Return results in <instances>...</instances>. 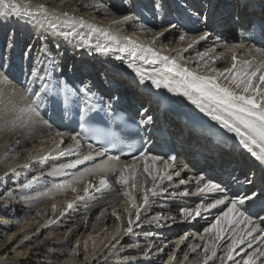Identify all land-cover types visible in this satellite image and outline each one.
<instances>
[{
	"label": "snow or ice",
	"instance_id": "snow-or-ice-1",
	"mask_svg": "<svg viewBox=\"0 0 264 264\" xmlns=\"http://www.w3.org/2000/svg\"><path fill=\"white\" fill-rule=\"evenodd\" d=\"M159 7V5H157ZM0 17L15 18L16 21H24L34 26H38L44 32L55 37L63 38L64 41L74 43L75 47H86L88 51L99 55H112L116 60H122L132 72L139 78V82L144 84L150 81L156 88L167 89L168 92L175 95L184 96L190 103L216 122L228 133H233L238 140L239 145L246 150L260 165L264 166V59L259 63H254L247 58L240 59L236 48L240 46H229L227 44L216 47H224L231 53V66L223 70L215 67L217 60L222 56L212 55L215 48H208L204 52H198L196 63L199 67L205 69V72L194 71L188 63H182L183 57L177 50L176 56L167 54V47H161L157 50L155 47L160 37L165 32L177 28V24H171L169 28L163 31L152 33L151 29H142L146 34H152L151 41H141L131 36L121 35L122 25L126 24L134 17L123 15L118 19L113 18L110 10H105V18L111 20V25L107 28L101 27L96 23L90 22L83 16L70 14L69 12H57L54 7H48L43 4H21L16 0H0ZM197 22L201 23L204 31L192 37L185 34L179 36V40L185 43L187 47L183 51L192 49L196 44L207 41L211 32L208 29V17L206 15L197 16ZM261 39H264V22L260 25ZM14 47V37L10 36L7 48L0 53V84L8 86L10 84L8 70L11 68L10 56L8 50ZM259 55L264 58V48L256 49ZM32 46L29 45L23 53L26 59L31 58ZM142 65L152 67L148 72ZM61 66L55 61L46 48H40L38 55L32 61L30 68L26 72V78L23 83L16 82L18 87H12L0 90V119H3L5 129L13 131L22 130L32 125L41 123L42 110L49 103L59 107L61 103L67 104L70 97H77L79 101L78 115L80 117V131L65 133L56 131L48 137L55 145V150L59 156L70 155L73 151L79 152L82 147V138H89L91 133L98 146L94 147L88 143L89 152L83 155V159L76 160L69 164H62L51 170L49 175L58 176L64 173L67 168L75 167L83 161H88L93 156L104 157L101 164L95 165L93 169L86 170L89 174H99V186L86 184L83 188L84 196L76 195L75 201H82L87 196H91L90 188L96 192H107L110 194H121L124 197L126 207L124 209L127 218L126 226L121 225L117 232L124 235H133L134 226H139L142 222V210L147 211L154 203L153 198L158 196L168 197H187L193 195L208 196L212 195L210 201L201 200L194 207L179 208V217L168 216L158 213L155 216L148 217L149 224H155L157 227H170L172 223L191 222L202 213H208L221 205H226V211L216 216L214 222L204 229V233L211 236L210 241L203 245L205 258L203 264H264V192H247L243 195H227V190L220 183L212 180H206L203 174L189 176L187 179L180 178L183 168L175 169V157L163 159L159 155L150 154L147 151H141L134 157L132 163L122 162L119 156L107 155L108 147L116 146L115 140L105 142L101 136L87 125L93 117L90 113L96 112V105L99 101L91 94V90L85 84L79 89H70L58 78L54 77L55 71ZM223 78L226 83H221ZM113 104L110 98L107 104L101 109L112 114ZM147 110H144L146 114ZM151 116H146L141 123L151 122ZM74 142V146L61 149L65 142V137ZM55 137H60L59 141ZM48 141H41L46 144ZM147 143V141L145 142ZM132 145H127V152L131 153ZM121 148V151H124ZM48 157H41L47 159ZM35 159L29 154V160ZM140 162H143L142 174L145 179L140 180ZM15 172V168L11 169ZM7 175V173H6ZM80 176H74L71 181L62 184L53 185L57 190H70L72 193H78L76 184L83 183ZM109 175L112 179H109ZM179 178L177 182L173 178ZM151 185L148 186V181ZM119 185L117 190L113 187ZM168 183L165 184L164 182ZM190 181H195L196 191H176L179 186L186 185ZM30 183L24 185L29 187ZM241 184H253V180L245 175ZM169 188L173 189L169 191ZM134 192H140L139 197L133 195ZM216 194H220L217 198ZM48 196V193H42ZM92 199H96L95 196ZM257 200L261 201L260 211H254ZM75 201H68L63 211L59 215L63 216L69 209L74 208ZM247 205V207H245ZM85 206L88 204L85 201ZM161 208L165 205L160 204ZM57 206L52 205L53 213H56ZM112 215L118 221H123L124 217L113 210ZM257 216L261 223H256L253 216ZM99 219V217H97ZM164 221V223H161ZM7 223V221H5ZM243 225V227H241ZM47 227V224L44 225ZM151 233L146 232L145 235ZM195 238V237H194ZM200 239H204L201 235ZM25 240L30 237L25 236ZM91 239V237H90ZM115 239V237H114ZM186 239V237L184 238ZM23 243V241H21ZM95 245V242H93ZM117 243L119 241L117 240ZM183 243V240H181ZM166 246V245H165ZM245 246V247H242ZM116 245L113 244L112 248ZM154 244H149L143 251L144 257L152 253ZM179 247V245L177 246ZM197 245H189V248L195 252ZM80 242L77 241L76 247L70 250V254H78ZM223 249L222 255L218 251ZM15 250V249H14ZM83 250L87 252V242H84ZM163 251V249H157ZM239 257V259H237ZM185 255V259H187ZM175 254L169 257L167 264H176Z\"/></svg>",
	"mask_w": 264,
	"mask_h": 264
},
{
	"label": "bare ground",
	"instance_id": "bare-ground-1",
	"mask_svg": "<svg viewBox=\"0 0 264 264\" xmlns=\"http://www.w3.org/2000/svg\"><path fill=\"white\" fill-rule=\"evenodd\" d=\"M186 1L190 4H192L193 2L194 7H196V10H194V12L202 11V9L207 8L208 5V0H184L185 5ZM212 1L213 3H217L214 13L220 12L223 7L226 9L227 6V9L224 12L226 16L223 17L222 20L220 19V22L225 27L216 30L211 24H208L207 30L211 32L209 40L200 42L199 44H196L192 49H189L185 52L183 51V49L187 47V45L181 44L180 40H178L176 46H172V44L170 43H172V41H174L176 37L181 34L192 37L196 36V34H200V32L204 31L205 29L199 24L188 26L182 23L179 25L178 31L165 32L164 36L159 38L155 45L157 50L161 49V47H167L168 51H172L174 50V48H177V50H179L180 52V55L183 57V60L181 61L182 63H188L194 71L205 72L206 70L199 67V65L196 63V61L198 60L197 53L204 52L206 51V49L214 47L215 53H210L209 55H218L223 57L222 59L217 60L215 67L221 70L226 67H230L231 53L228 52L224 47H222L221 49L226 50V53L220 51L221 49L216 47L217 43H215L216 38L214 36L218 35L221 37V40H223V42H221V44L219 45L227 44L229 46H239L235 44V41L237 40L233 36V28L230 27V20H232L231 14H233L235 19L240 21V23L234 24V27L241 28L246 23V21L250 20L251 18L257 16L260 17L264 13V7H262L263 9L258 7L256 12H254L253 15H250L247 13L245 8H243L242 10L238 8L237 4L240 2V0ZM16 2L32 5L43 4L48 7H54L57 12H69L70 14L80 15L86 17L93 23H96L97 25L105 28L111 25V20L105 18V10H110L113 14L114 19H118L119 17H121V13L122 11H124V8L119 9L116 6L112 7L108 5L104 7L101 4V0H16ZM118 2H120V0H118ZM132 2L131 5L134 7V4ZM253 3H257L258 6H264V0H253ZM249 7L252 8L251 5H249ZM141 8L145 10V7L143 5L140 7V9ZM189 8H191V6H189ZM116 14L120 15L117 16ZM134 20L135 19H132L131 23H129V21L126 24L122 25L123 31L121 32V35L131 36L134 39H139L141 41L147 42L153 39V35L146 34L142 31V29H151L152 33H157L164 30L162 28L154 26H152L151 28L147 27L145 23L132 24ZM10 36L14 37V46H16L17 50H19L20 52L23 51V47L24 50H26L29 45L32 46L31 58L27 59L29 68L32 64V61L37 56L38 50L42 47L46 48L48 50V53L52 57H54V59H56V53H52V51L55 50V47H52V45L50 46L52 42L56 47L61 46L60 49L62 51L63 49H65V52L67 53V56L64 57V60L62 59L63 62H66V64L64 65L65 69L62 73H69V79H75V76L70 75L71 72H73L74 74H81L83 79L86 78V75L96 72L103 74H105L106 72V74L108 73L110 76H112L111 79H115L117 76L122 75V72L124 70L130 71V73H128V76L131 74L133 76L134 73L127 67L124 62H117L114 59H111L110 57H112V55L104 56L96 54L95 52L90 53L86 47L77 48L75 47L74 43H69L67 41H64L63 38L52 36L51 34L44 32L38 26H34L30 23H25L24 21H16L15 18L9 19L0 17L1 53L6 50ZM5 38H7V43L5 47H2V44L5 42ZM61 50L59 52H61ZM235 50L240 59L247 58L249 60H252L254 63H259L261 59H264L259 55V52L253 49L249 50L246 46L237 47ZM58 56L59 54H57V58ZM19 57L20 55L18 56V58ZM78 59L79 61L77 65H75V62ZM101 62L108 64L110 67L107 68L106 66H99L98 63ZM89 63H91L90 67ZM195 65V68H197V70L193 68ZM68 66L70 69L68 68ZM86 67H88L89 69L84 70L83 68ZM142 67H144L148 72L152 71L151 66L142 65ZM80 69L81 71H79ZM110 71H114V74ZM26 72L27 70L23 74H21L25 78ZM108 74L105 76L109 79L110 77ZM94 75L96 76V74ZM97 75L98 77H101V75ZM122 76L124 80L128 79V76ZM9 81L10 84L8 86L0 84V90H3L7 87L8 90L11 91L12 87H18L16 82L11 80V78L9 79ZM221 83H226L223 78H221ZM145 85L148 88H151V85L153 88V85L150 81H145ZM130 87L133 88V91H136L133 86ZM164 90L167 92L171 103L174 104V107L171 106L172 112L176 111L175 113H177L178 115L182 114L177 111V108L183 109V107H185V109L183 110L188 112L196 119L201 118L202 115H204L195 107V105L190 103L186 97L170 93L167 91V89ZM72 104L73 102L71 101L69 107L71 109L73 108ZM193 110H195L199 114H196ZM203 119L206 121L210 120V118H208L207 116H205ZM41 120V123L32 125L22 130L13 131L11 129L6 130L3 119H0V177H2L0 178V264H159V261H161L164 254L166 253V255H168V259L166 260V262L161 264H167L169 257L174 254V251L177 248L178 253L176 254V257L179 259L176 264H179L178 262L182 258H185V255H187L188 258L185 262H182L183 264L189 262L191 264H203L202 258L204 257V252L200 253V250L202 249L204 241L211 240V236L204 233L205 226L208 227L214 221V218L218 216L219 213H222V211L225 210L226 205H221L216 209L210 210V212L208 213H202L201 217H197V220H194L190 223H185V225L179 229L182 230V228H187V232H182L180 237H176L180 230H178V228H172L171 226L174 225V223H172L170 220L168 221V224L171 225L170 227H157L155 224H149L147 222V218L150 217V215L155 216L158 213L163 214L165 217H179L178 208L194 207L196 204L194 202L199 195L187 196V199H190V202L186 198L179 196L168 197L167 195H165L153 198L154 203L152 204V206L148 208L146 212L142 210V222L139 224V226H134L133 235L125 236L122 232H117V228L121 227L122 224L123 226H126L127 224L126 213L124 211L127 205L124 202V197H118L117 194L113 195L105 192L103 193V198H101L100 192H93L91 190V196H87L84 200L76 202L78 205L80 204L79 207L73 208L69 212H66L65 215L61 216L59 215V212L63 211L66 203L68 201H73L75 196L72 193L70 195L69 193L68 195L62 194L65 192V190H57L53 187L52 184H50L53 180V177L51 178L52 175L50 177H46L45 175L59 165L69 164L78 159L82 160L83 156H76L75 159H68L66 161H59L57 159L46 160L45 162L42 161L37 164L33 163L30 164L29 169L26 170L25 166L27 162H29V154H31V156L35 158L41 155L43 156V154L46 152L57 153V151L55 150V145L50 140H48L49 136L54 134L56 131L73 133L72 127H69L64 123H58V121H56L52 116H46L42 114ZM170 121L174 128L179 129L178 123L174 119H170ZM71 123L74 124L75 122ZM55 139L59 141L60 137H55ZM41 141L48 142L44 144L41 143ZM67 142H69V144L65 148L71 146V139ZM85 145L86 146H83V148H85L87 153L90 150L87 147L88 144ZM61 149L63 148L61 147ZM93 157L95 159V162H93L92 166H87L88 168L86 170L93 169L95 165H99L101 164L102 160L107 159V157L105 156H97L96 158L95 156ZM181 165L182 161L175 162L174 170L181 169ZM12 168H15V172L6 175V173ZM86 170L83 173L84 175L82 176L83 183L75 185L77 188H79L80 191H82V193L83 188L86 184V180L90 176ZM186 175L189 174H187V172L185 171H182L180 178H184V176L186 177ZM194 175L198 174H191V176ZM94 177L96 178V181L100 179L99 174H96ZM32 178H37V181H39L32 185V190H30L31 192L28 193L31 185L22 189L20 188L21 190L14 188H19L20 184H22L23 182H27ZM178 179L179 178L174 177L173 181L177 182ZM193 182L191 184L188 183L186 185L179 186L175 190L195 192V184ZM164 183L167 184L168 182L165 181ZM150 185L151 181L149 180L148 186ZM6 186H8L9 189L14 188V191H12L11 194L6 193L4 191ZM16 189L18 191H16ZM41 189H43V191ZM172 190L173 189L169 188V191ZM45 192L48 193V196L41 195ZM137 193L138 192H134V195L137 197L142 195V193L140 192L138 194ZM78 195L81 196V192H79ZM37 196H41L43 198L51 197L52 199L49 200L42 198L38 201H36L35 199L33 201L31 199L32 197ZM93 196H95L96 199H92ZM22 198L25 199L24 201H26V204H28L30 201V206L27 210H22L19 206H16V200H22ZM85 201L88 204L87 207L85 206ZM53 204L57 206L56 213H53ZM160 204L165 205V207L161 208ZM245 207H247V205H245ZM113 210L124 217L123 221H118L116 217L112 215ZM97 217H99V219H97ZM56 219L57 221H55ZM5 221H7V223H5ZM161 223H164V221H161ZM176 223L181 222H179L178 219ZM192 223H195L196 225H192ZM45 224H47L46 229L44 227ZM39 229L41 230L39 234L37 233L33 235L30 242H25V236L29 237L34 234V231L37 232ZM146 232L151 234L146 236ZM201 235L204 236V241H201L199 252H193L192 250L186 251V245L192 244L198 246L201 240L199 237ZM40 237L43 238L40 240ZM184 237H186L185 243H181V240H183ZM187 237L189 238L187 239ZM194 237L195 240H193ZM11 239L15 240L13 242H10ZM117 240L121 241L119 243L120 245L119 247L113 249L112 245L115 244ZM21 241H23V243H21ZM77 241L80 242L82 247H80L78 254L72 255L70 254V246L72 245V243H77ZM85 241L87 242V252L83 250ZM40 242L43 243L41 247L37 249L32 248L37 246V244H39ZM93 242H95V245ZM149 244L155 245V247H153L152 249V253L149 254V257L147 259L141 258L143 257L144 249ZM165 244H168L167 247H170L164 248ZM178 245L179 247H177ZM106 246L108 247L105 248ZM172 246L173 249H171ZM161 248L164 249L162 252L157 251V249ZM29 250H31L33 256H31L29 260H25L24 257L27 255ZM179 255L183 256L178 257ZM237 259H239V257H237ZM229 264H231V262H229Z\"/></svg>",
	"mask_w": 264,
	"mask_h": 264
},
{
	"label": "rangeland",
	"instance_id": "rangeland-1",
	"mask_svg": "<svg viewBox=\"0 0 264 264\" xmlns=\"http://www.w3.org/2000/svg\"><path fill=\"white\" fill-rule=\"evenodd\" d=\"M100 1V0H99ZM135 1V0H134ZM158 1V2H157ZM182 1V4L180 3V5H178L177 7H174V6H172L173 4H171V1H170V3H169V5H164V4H162V2L161 1H159V0H156V3H158L159 4V2H160V4H162L165 8H167L168 10H171L172 11V16L170 17V19H169V21H162L161 23H165V25L166 26H164L162 29H165V28H169L170 27V25L171 24H176V22L174 21V19H176L175 18V16H176V12H175V10L176 9H178V8H183V7H181V5H183V2H184V0H181ZM104 2V3H103ZM101 4L104 6V7H106V6H108V5H110V6H118L117 8H119V7H123V6H125V7H129L130 6V4H129V0L127 1H124L122 4L121 3H118V1L117 0H101ZM101 5V6H102ZM119 9H121V8H119ZM125 13H126V11L124 10V11H122V13H121V15L122 14H124L125 15ZM128 13V12H127ZM135 13H137V15H136V17H135V20L132 22V24H134V23H141L140 21L142 20V18L141 17H139V12H138V10L137 9H130V13H128V14H126V15H133V14H135ZM117 16H119L120 14H116ZM123 16V15H122ZM86 18V17H85ZM139 18V19H138ZM141 18V19H140ZM87 19V18H86ZM90 21V20H89ZM90 22H92V21H90ZM129 23H131V20H130V22ZM146 23H150V22H148V21H146ZM170 31H174V32H176V31H178V26H177V28H175V29H171ZM180 36V35H179ZM179 36H177L176 37V39L174 40V41H172V43H170V44H172V46H176L177 45V43H178V40H179ZM6 39L7 38H5V42L2 44V47L4 46L5 47V45H6V43H7V41H6ZM214 42V41H213ZM215 43H217V44H219V42H217L216 41V39H215ZM181 44H185V43H182L181 42ZM24 45V44H23ZM52 45V47H55V50L54 51H52V53L54 52V53H56V59H55V61L59 64V62L58 61H60V59H58L57 58V54H59V57H61V60L62 59H64V57L65 56H67V53L65 52V49H63V51L60 49L61 48V46H58V47H56V46H54L53 45V43L51 42V44H50V46ZM214 48V47H213ZM217 48H220L221 49V47H217ZM181 49V48H180ZM22 50H23V53H24V47L22 48ZM61 50V52H59ZM168 50V49H167ZM220 51H223V53H226V50H220ZM225 51V52H224ZM177 48H174V50H172V51H168V53L167 54H169V55H171V56H176L177 55ZM23 53H22V56L20 57V59H17V60H19L20 62L22 61V63H20L19 64V71H21L22 69H23V66H26L27 65V63H26V59L24 58V56H23ZM66 54V55H65ZM37 55H38V53H37ZM108 56H110V55H108ZM111 59H114L115 61H122V60H116L115 58H114V56H112V57H110ZM107 59H109V58H107ZM78 61H79V59L74 63L75 65H77V63H78ZM109 62V61H108ZM123 62V61H122ZM91 63H92V61H91ZM91 63H89V67L91 66L90 64ZM98 65L99 66H108V64H105V63H98ZM121 65V64H120ZM196 67V65L193 67L195 70H197V68H195ZM68 68H69V66H68ZM73 68V67H72ZM70 69V68H69ZM82 69V68H81ZM81 69L79 70V71H81ZM152 70V69H151ZM11 72H15V70H11ZM10 72V73H11ZM110 72H112V71H110ZM99 73V72H98ZM113 74H114V71L112 72ZM108 74V73H107ZM57 75L58 76H61L60 75V73L58 72L57 73ZM134 75H135V73H134ZM65 76V75H64ZM110 76V75H109ZM9 77V76H8ZM110 77H112V76H110ZM11 77H9V79H10ZM133 78V77H132ZM11 80H13V81H16V82H19V83H23V81L25 80V77H24V79H23V77H12L11 78ZM226 82V81H225ZM18 85V84H17ZM66 85L67 86H71V87H74V85H75V87L77 86L75 83L74 84H72V83H66ZM72 107H73V104H72ZM183 109H185V107H183ZM196 114H199V113H197L195 110H193ZM184 112V111H183ZM180 113V112H179ZM185 113V112H184ZM188 113V112H187ZM186 114V113H185ZM190 115V114H189ZM189 115H187V116H189ZM203 116V115H202ZM209 118V117H208ZM66 141H68V140H66ZM65 141V142H66ZM70 141V140H69ZM72 141V140H71ZM64 142V143H65ZM71 143V142H70ZM68 144H69V142H68ZM67 145H65V147H66ZM71 146H74V142H72V144H71ZM43 147V146H42ZM65 147H62V148H65ZM43 149V148H42ZM82 149V150H81ZM81 149L79 150V152H76V151H73L70 155H64V156H59L58 155V153H52V152H46V153H44L43 154V156L41 155V156H39V157H35V159H33V160H29V162H27V164H26V166H25V168H26V170H28L29 169V165L30 164H37V163H40V162H45L46 160H59V161H66V160H68V159H75V157L76 156H83L85 153H86V150H85V148H83V144H82V147H81ZM89 152V151H88ZM87 152V153H88ZM86 153V154H87ZM52 155V156H51ZM41 157H48L47 159H41ZM97 156H95V158H96ZM39 158V159H38ZM80 158V157H79ZM93 159V160H92ZM92 159H90V160H88V161H85V162H82V163H80V164H78V165H76L75 167H72V168H67V169H65L64 170V173L62 174V175H58V176H51V175H49V173H47L45 176L47 177V176H51V178L54 180H52L51 182L52 183H50V184H52V185H55V184H62V183H64V182H66V181H71L72 179H73V177L76 175V176H78L79 175V173L81 174V173H84L85 172V170L88 168L87 166H92L93 165V162H95V159H94V157L92 158ZM31 161V162H30ZM88 163H90V164H88ZM78 167V168H77ZM142 167H143V162H140V173H139V175H140V180H144L145 179V177H144V175L142 174ZM13 172L11 171V169H10V171H8L7 172V174H12ZM90 176H89V178L86 180V184H88L89 182L91 183V184H93V185H96L97 187L99 186V180H97L96 181V178L94 177L95 175H93V174H89ZM80 176V175H79ZM187 176L189 177V176H191V175H186V177L184 176V178L186 179L187 178ZM0 178H2V177H0ZM58 178V179H57ZM25 179V178H24ZM23 179V180H24ZM33 179V178H32ZM32 179H29L27 182H23L22 184H20V186H19V188L18 187H14V188H17V189H22V188H25L24 187V185H27V184H29V182H31L30 183V188H29V191H28V193L29 192H31L30 190H32V185L33 184H35V183H37L38 181H37V178H34L33 180ZM90 179V180H89ZM109 179L111 180L112 179V177L109 175ZM193 181H190L189 183L191 184ZM21 183V182H20ZM54 183V184H53ZM195 185H196V183H195V181L193 182ZM85 184V185H86ZM113 187L115 188V189H117V190H119L120 189V186L119 185H115V183H114V181H113ZM14 188H11V189H9V187L8 186H6L5 187V192L6 193H12V191H14ZM43 188V187H42ZM16 189V191H18ZM20 189V190H21ZM194 189H195V186H194ZM42 191H43V189H41ZM95 191L94 189H92V188H90V191ZM40 191V190H39ZM38 191V192H39ZM92 191H91V193H92ZM79 192H81V196H84V192L82 193V191H80L79 190V188H78V193ZM68 193H69V195L72 193L70 190H65V192L64 193H62V194H66V195H68ZM78 193H75L76 195L78 194ZM139 193V192H138ZM137 193V194H138ZM72 194H74V193H72ZM74 194V196H76ZM83 194V195H82ZM118 195V197H120V196H122L121 194H117ZM133 195H134V193H133ZM43 197H32L31 199L34 201V199L36 200V201H38V200H40V199H42ZM43 199H49V200H51L52 198L50 197V198H47V197H44ZM25 199L24 198H22V200H16V206L18 207H20V209H22V210H27L28 208H29V203H30V201H29V203L28 204H26V201H24ZM31 200V201H32ZM73 201H75V197H74V199H73ZM208 201H210V199L208 200ZM76 202H79V201H75V204H74V208H77V207H79V205L76 203ZM63 206V205H62ZM181 208V207H180ZM71 209H69L67 212H69ZM178 211H179V208H178ZM224 211H226V208H225V210ZM153 215H150V217H152ZM215 219L216 218H214V221H215ZM196 220V219H195ZM55 221H57V219L55 220ZM194 221V220H193ZM213 221V222H214ZM53 223V222H52ZM185 223H187V222H181V223H174V225H172L171 227L172 228H178V230H180L179 228H181V227H183L184 225H185ZM192 225H196L195 223H192ZM210 226V225H209ZM208 226V227H209ZM47 227H45V229H46ZM205 228H207V226H205ZM40 229L36 232V231H34V234H32L31 236H29L30 237V239H28V240H25V242L27 241H31L32 240V236L33 235H35V234H39L40 233ZM201 231V230H200ZM182 232L183 233H186L187 232V228H182V230H180L179 231V233H178V235H176V237L178 236V237H180L181 236V234H182ZM126 236V235H125ZM43 237H40V240L42 239ZM185 238V237H184ZM183 238V243H185V240L186 239H184ZM189 237H187V239H188ZM50 239H52V238H50ZM15 239H11V241L10 242H13ZM193 240H195V238H193ZM119 241V240H118ZM201 241H202V239L200 240V243L198 244V246L199 247H197V249H196V251H198L199 252V249H200V245H201ZM121 241H119V243H120ZM206 242V241H205ZM110 243H111V241H110ZM110 243H109V245H110ZM119 243H117V241H116V243H115V245H116V247L115 248H117V247H119ZM76 244L77 243H72V245L70 246V250L71 249H73V248H75L76 247ZM43 245V243H39V244H37V246H35V247H32V248H39V247H41ZM108 245V246H109ZM166 245V244H165ZM168 245V244H167ZM167 245H166V247L164 246V248H169V247H167ZM189 245H192V244H189ZM189 245H186V247H185V249H186V251L187 250H189V251H191V249L189 248ZM108 246H106L105 248H107ZM80 247H82L81 246V244H80ZM180 247H181V245H180ZM115 248H113V249H115ZM171 249H173V246H172V248ZM164 250V249H163ZM178 248L174 251V254L176 255L177 253H178ZM12 251H14V250H12ZM172 251V250H171ZM160 252H162V251H160ZM200 253H203V248L200 250ZM200 253H199V255H200ZM222 253H223V249H221V250H219L218 251V255H222ZM167 254V253H166ZM166 254H164V256H163V258L161 259V261H159V264H161V263H164V262H166V260L168 259V255H166ZM31 256H33L32 255V253H31V250H29L28 251V253H27V255L24 257V259L25 260H29L30 259V257ZM183 256V255H182ZM182 256H178V257H182ZM203 256L205 257V254L203 253ZM149 257V256H148ZM148 257H144V255H143V257H141V258H144V259H147ZM203 257V258H204ZM178 259L179 258H177V261H178ZM187 259H185V258H182L178 263L179 264H183L182 262H185ZM212 263V262H211ZM186 264H191L190 262L189 263H186ZM218 264H219V262H218Z\"/></svg>",
	"mask_w": 264,
	"mask_h": 264
}]
</instances>
